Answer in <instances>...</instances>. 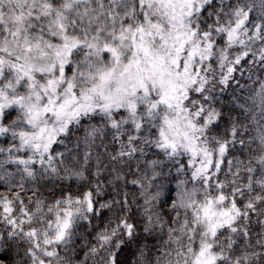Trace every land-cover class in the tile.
<instances>
[{
  "label": "snow or ice",
  "instance_id": "1",
  "mask_svg": "<svg viewBox=\"0 0 264 264\" xmlns=\"http://www.w3.org/2000/svg\"><path fill=\"white\" fill-rule=\"evenodd\" d=\"M0 264H264V0H0Z\"/></svg>",
  "mask_w": 264,
  "mask_h": 264
},
{
  "label": "trees",
  "instance_id": "2",
  "mask_svg": "<svg viewBox=\"0 0 264 264\" xmlns=\"http://www.w3.org/2000/svg\"><path fill=\"white\" fill-rule=\"evenodd\" d=\"M237 75L239 76V73H237Z\"/></svg>",
  "mask_w": 264,
  "mask_h": 264
}]
</instances>
